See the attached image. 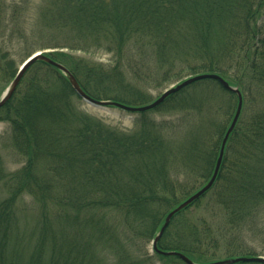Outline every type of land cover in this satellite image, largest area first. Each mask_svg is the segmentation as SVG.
<instances>
[{"label": "trees", "instance_id": "16d2710c", "mask_svg": "<svg viewBox=\"0 0 264 264\" xmlns=\"http://www.w3.org/2000/svg\"><path fill=\"white\" fill-rule=\"evenodd\" d=\"M263 18L264 0H48L39 15L47 28L67 31L63 47L110 54L102 63L69 51L45 53L95 100L144 106L155 99L144 90L146 80L203 73L240 93L211 187L171 217L156 243L197 264L256 256L242 234L264 208ZM15 74L0 51V79ZM77 102L66 75L36 60L0 107L24 159L6 171L0 157V264H149L142 244L211 177L237 95L213 79L198 80L133 112L128 133ZM167 113L193 122L168 137L179 124L157 118ZM210 203L223 214L217 227L196 217Z\"/></svg>", "mask_w": 264, "mask_h": 264}, {"label": "rangeland", "instance_id": "374dc122", "mask_svg": "<svg viewBox=\"0 0 264 264\" xmlns=\"http://www.w3.org/2000/svg\"><path fill=\"white\" fill-rule=\"evenodd\" d=\"M47 3L48 0H0V51L6 55L8 61L13 62L14 70L17 71L29 55L36 52L47 53L52 50L69 51L72 54L87 56L98 62H109L110 54L104 49L94 50V52L87 54L84 51L69 50L63 47L66 45L64 44L66 37L69 36L67 31L47 28L44 24L42 25L39 19L40 12L47 6ZM153 65L152 61L151 66ZM152 80L153 78L142 84L144 90L152 98H157L166 89L180 82L170 79L155 83ZM11 81L12 79H0V97L9 87ZM80 101L76 103L77 107L120 133H128L135 127L136 115L134 113L114 106H92L82 100ZM161 115H157V118L179 124L174 129L167 130L168 137L180 135L188 127L186 122H193L190 116H186L184 122L177 120V117L169 113ZM10 136V125L0 121V157L6 171H14L20 168L24 161L23 157L13 148ZM196 213V217H201L212 227L218 226L223 215L221 209L216 204L211 205V203L207 206L203 205L197 209ZM243 231L241 232L244 236V247L249 246L255 251L254 254L257 257L264 258V208L258 212L254 220L249 222ZM141 247L142 253L151 258L148 260L149 264H162L153 256L151 241H146Z\"/></svg>", "mask_w": 264, "mask_h": 264}, {"label": "water", "instance_id": "95a60500", "mask_svg": "<svg viewBox=\"0 0 264 264\" xmlns=\"http://www.w3.org/2000/svg\"><path fill=\"white\" fill-rule=\"evenodd\" d=\"M36 60H44L50 64H52L53 66L57 67L59 70L62 71V73L64 75H66V77L68 78V81L70 83L71 88L74 90L75 94L84 102L92 105V106H107V105H112L115 107H118L120 109L129 111V112H137V111H146L149 110L151 108L156 107L157 105H159L168 95L177 92L178 90L182 89L183 87L190 85L198 80H202V79H213L216 80L224 89L234 92L237 95V107H236V111L235 114L231 120V123L228 127V129L226 130L224 137L222 139L221 145H220V150H219V154L214 166V170L213 173L210 177V179L208 180V182L201 187L198 191H196L194 194H192L190 197H188L185 201H183L178 207H176L175 209L171 210L165 217L164 222L162 224V226L159 229L158 234L155 236L154 240L152 241V248L154 251H156L157 253L161 254V255H165V256H177L178 258H180L185 264H196L194 262H192L191 260H189L185 255L178 253V252H174V251H161L158 250L156 247V243L158 241V239L160 238V236L162 235V233L164 232L165 228L167 227L171 217L180 209H182L183 207H185L186 205L190 204L191 202H193L194 200L198 199L201 195H203L212 185L217 172L219 170V166H220V162H221V158H222V152H223V148H224V144L225 141L230 133V131L233 129L236 120L239 116L240 110H241V106H242V99H241V95L240 93L234 89L233 87H231L224 79H222L219 75L213 74V73H203V74H198V75H194L188 78L183 79L181 82L177 83L176 85L166 89L163 93H161L153 102H151L150 104L144 105V106H139V107H131V106H125L119 103H112V102H107V101H99V100H95L93 98H91L90 96H88L87 94H85L82 89L79 87L78 83L76 82V80L74 79V77L68 72V70L66 68H64L62 65L53 62L52 60H50L45 54L41 53V52H36L34 54H31L18 68L16 75L14 76V78L12 79L9 87L5 90V92L2 94V96L0 97V107L10 98V96L12 95V93L14 92L16 86L18 85L20 79L22 78L24 72L26 71V69ZM248 261H257V262H263L264 263V258L262 257H238V258H233V259H227V260H221V261H216V262H212V263H204V264H231L234 262H248Z\"/></svg>", "mask_w": 264, "mask_h": 264}]
</instances>
